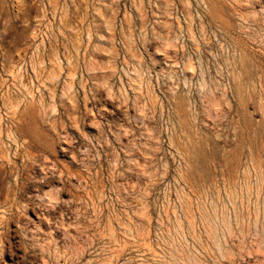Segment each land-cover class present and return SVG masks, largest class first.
Returning a JSON list of instances; mask_svg holds the SVG:
<instances>
[{"label": "rangeland", "instance_id": "obj_1", "mask_svg": "<svg viewBox=\"0 0 264 264\" xmlns=\"http://www.w3.org/2000/svg\"><path fill=\"white\" fill-rule=\"evenodd\" d=\"M262 51L264 0H0V264H264Z\"/></svg>", "mask_w": 264, "mask_h": 264}, {"label": "bare ground", "instance_id": "obj_2", "mask_svg": "<svg viewBox=\"0 0 264 264\" xmlns=\"http://www.w3.org/2000/svg\"><path fill=\"white\" fill-rule=\"evenodd\" d=\"M232 3H233V2H232ZM254 3H255V2H254ZM236 6H237V5H236ZM214 19H215V18H214ZM222 25H223V24H222ZM221 27H222V26H221ZM222 28H223V27H222ZM229 29H230V28H229ZM231 30H232V29H231ZM228 31H229V30H228ZM234 31H235V30H234ZM234 38H235V37H234ZM240 39H241V38H240ZM236 40H237V39H236ZM245 41H246V40H245ZM235 42H237V41H235ZM243 42H244V41H243ZM232 43H233V42H232ZM238 44H239V43H238ZM232 45H233V44H232ZM236 45H237V44H236ZM239 46H240V45H239ZM241 46H242V44H241ZM248 46H249V45H248ZM235 47H236V46H235ZM237 47H238V46H237ZM251 47H252V46H251ZM240 48H241V47H240ZM242 49H245V48H242ZM245 50H246V49H245ZM253 50H254V49H253ZM253 50H252V52H254ZM259 51H260V50H259ZM233 52L235 53V50H234ZM247 52H248V51H247ZM262 52H264V51H262ZM238 53H239V51H238ZM240 53H241V52H240ZM249 54H250V55H253V53H252V54L249 53ZM256 54H257V52H256ZM250 55H249V56H250ZM258 55L260 56V54H258ZM238 56H239V55H238ZM238 56H237V57H238ZM240 56H241V55H240ZM240 56H239V57H240ZM237 57H236V58H237ZM253 57H255V56H253ZM245 58H246V57H245ZM255 58H257V57H255ZM242 59H243V58H242ZM246 59H247V58H246ZM246 59H245V60H246ZM253 60H255V59L252 58V61H253ZM256 60H257V59H256ZM256 60H255V61H256ZM256 62H258V61H256ZM256 62H254V63H256ZM258 63H259V62H258ZM251 64H252V63H251ZM260 64H261V62H260ZM260 64H259V65H260ZM261 65H262V64H261ZM254 67H255V66H254ZM261 67H262V66H261ZM263 67H264V65H263ZM258 68H259V67H258ZM254 70H257V69L254 68ZM263 71H264V70H263ZM251 72L253 73V69H252ZM263 75H264V74H263ZM258 76H259V74H258ZM249 77L251 78V76H249ZM255 77H257V76H255ZM258 78H260V77H258ZM243 82H244V81H243ZM245 82H247V81H245ZM245 82H244V83H245ZM240 84H241V83H240ZM242 84H243V83H242ZM251 84H252V83H251ZM251 84H250V86H251ZM261 84H262V83H261ZM255 86H256V85H255ZM255 86H254V87H255ZM254 87H253V88H254ZM240 88H241V87H240ZM255 88H256V87H255ZM238 89H239V88H238ZM243 90H244V89H243ZM255 90H256V89H255ZM255 90H253V91H255ZM239 91H240V90H239ZM255 92H256V91H255ZM261 92H262V90H261ZM243 93H244V92H243ZM239 95H240V94H239ZM243 95H244V94H242V96H243ZM234 96H235V95H234ZM240 97H241V96H240ZM245 102H246V101H245ZM242 105H243V104H242ZM239 106H240V105H239ZM241 107H242V106H241ZM257 107H258V106H257ZM29 122H30V121H29ZM32 122H33V121H32ZM31 124H32V123H31ZM32 125H33V124H32ZM28 127H29V125H28ZM25 128H26V127H24V129H25ZM29 129L31 130V127H29ZM25 130H26V129H25ZM36 132H37V131H36ZM28 133H29V132H28ZM36 134H37V133H36ZM38 134H39V133H38ZM38 134H37V135H38ZM27 136H28V135H27ZM25 138H26V136H25ZM27 139H28V138H27ZM29 141H30V140H29ZM27 142H28V140H27ZM28 143L30 144V143H32V142H28ZM37 143H38V142H37ZM26 146H27V145H26ZM44 146H45V145H44ZM45 147H46V146H45ZM45 147H44V148H45ZM62 147H64V146H62ZM30 148H31V147H30ZM30 148H29V149H30ZM38 148H39V147H38ZM49 148H50V147H49ZM31 149H34V147L31 148ZM45 149H47V148H45ZM45 149H44V150H45ZM36 150H38V149H36ZM47 150H48V149H47ZM61 150H62V149H61ZM65 150H66V149H65ZM48 151H49V150H48ZM54 151H55V150L53 149L52 152H54ZM62 151H63V150H62ZM33 152H34V150H33ZM4 153H5V152H4ZM49 153H50V152H49ZM35 154H36V153H35ZM50 154H51V153H50ZM5 157H6V156H5ZM0 162H1V161H0ZM11 164H12V163H11ZM53 165H54V163H53ZM55 167H56V166H55ZM15 169H16V168H15ZM13 170H14V169H13ZM13 173H14V172H13ZM12 175H13V174H12ZM12 175H11V176H12ZM5 181H6V180H5ZM4 186H5V184L3 185V187H4ZM14 186H15V185H14ZM4 188H5V187H4ZM6 192H8V191H6ZM1 193H3V192H1ZM45 194H46V193H45ZM48 194H50V193H48ZM53 194H54V193H53ZM53 194H52V195H53ZM36 195H37V194H36ZM40 196H42V195H40ZM43 196H44V195H43ZM54 196H55V195H54ZM7 198H9V195H8ZM54 198H55V197H54ZM52 199H53V197H52ZM52 199H51V200H52ZM55 199H56V198H55ZM0 200H1V199H0ZM48 200H49V199H48ZM49 201H50V200H49ZM57 201H58V200H57ZM27 203H28V201H27ZM27 203H26V204H27ZM13 204H15V203H13ZM15 205H16V204H15ZM33 205H34V204H33ZM30 208H31V207H30ZM0 215H1V214H0ZM5 217H7V216H5ZM8 218H9V217H8ZM10 218H11V217H10ZM0 224H1V223H0ZM1 227H2V226H1ZM47 247H48V246H47ZM44 253H45V252H43V254H44ZM46 253H47V252H46ZM41 254H42V253H41ZM50 254H51V253H50ZM60 254H61V253H60ZM51 255H53V254H51ZM62 255H63V254H62ZM62 255H61V256H62ZM36 256H37V255H36ZM42 256H43V255H42ZM54 256H55V255H54ZM44 257H45V256H44ZM52 257H53V256H52ZM52 257H51V258H52ZM42 258H43V257H42ZM61 258H62V257H61ZM46 259H47V258H46ZM44 260H45V258H44ZM63 260H64V259H63ZM40 261H42V260H40ZM40 261H38V262H40ZM50 261H51V260H50ZM50 261H49V262H50ZM53 261H55V260H53ZM59 261H60V260H59ZM38 262H37V263H38ZM35 263H36V262H35ZM53 263H54V262H53ZM43 264H44V262H43ZM55 264H57V263H55ZM60 264H61V262H60Z\"/></svg>", "mask_w": 264, "mask_h": 264}, {"label": "clouds", "instance_id": "obj_3", "mask_svg": "<svg viewBox=\"0 0 264 264\" xmlns=\"http://www.w3.org/2000/svg\"><path fill=\"white\" fill-rule=\"evenodd\" d=\"M179 67H180V65H177V68H179ZM181 75H182V73H181ZM169 79L173 80V88H172L173 92H176V90H177L176 85L181 84V83L184 85L185 88L189 89V91H190V89H191V82L190 81L180 80L179 77H176L174 74L172 76H170ZM205 88H207V85L203 81V74H201V80H200V91H201V93L204 92ZM189 105H190L189 111L190 112L194 111V108L192 107L191 101L189 102Z\"/></svg>", "mask_w": 264, "mask_h": 264}]
</instances>
